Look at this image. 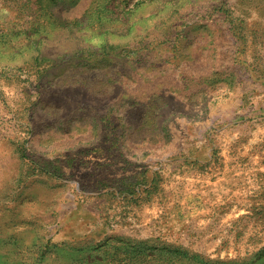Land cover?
Returning a JSON list of instances; mask_svg holds the SVG:
<instances>
[{"label":"rangeland","instance_id":"obj_1","mask_svg":"<svg viewBox=\"0 0 264 264\" xmlns=\"http://www.w3.org/2000/svg\"><path fill=\"white\" fill-rule=\"evenodd\" d=\"M0 264H264V0H0Z\"/></svg>","mask_w":264,"mask_h":264}]
</instances>
